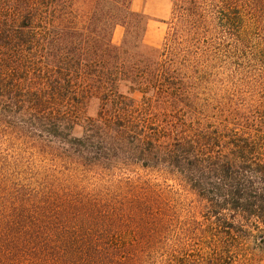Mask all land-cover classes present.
I'll return each mask as SVG.
<instances>
[{
  "label": "trees",
  "instance_id": "1",
  "mask_svg": "<svg viewBox=\"0 0 264 264\" xmlns=\"http://www.w3.org/2000/svg\"><path fill=\"white\" fill-rule=\"evenodd\" d=\"M132 2L0 0V264H147L180 216L264 228V0H171L159 45Z\"/></svg>",
  "mask_w": 264,
  "mask_h": 264
},
{
  "label": "rangeland",
  "instance_id": "2",
  "mask_svg": "<svg viewBox=\"0 0 264 264\" xmlns=\"http://www.w3.org/2000/svg\"><path fill=\"white\" fill-rule=\"evenodd\" d=\"M144 3L145 0H133L132 8L144 11ZM170 5L167 13H158L162 18L150 17L144 36L146 43L159 45L162 41ZM122 33V27L117 26L113 43H119ZM94 112L95 105H91L88 113L92 115ZM74 133L80 135L81 128L77 126ZM256 222L251 219L238 222L233 214L220 216V219L205 214L168 219L163 229V239L167 240L165 249L147 264H264V228L257 229ZM220 224H232L230 233H225L226 229L219 227ZM189 240V245H182Z\"/></svg>",
  "mask_w": 264,
  "mask_h": 264
},
{
  "label": "crops",
  "instance_id": "3",
  "mask_svg": "<svg viewBox=\"0 0 264 264\" xmlns=\"http://www.w3.org/2000/svg\"><path fill=\"white\" fill-rule=\"evenodd\" d=\"M171 3V2H170ZM169 0H164L162 3L158 2V0H145L143 6V12L149 15L150 17H163L162 15H158V13H167L169 9ZM148 6L151 8L147 9ZM141 11V10H138Z\"/></svg>",
  "mask_w": 264,
  "mask_h": 264
}]
</instances>
